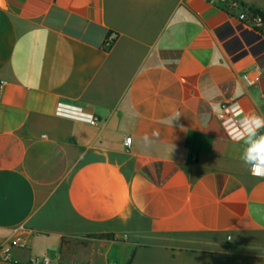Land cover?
<instances>
[{
  "label": "crops",
  "instance_id": "1",
  "mask_svg": "<svg viewBox=\"0 0 264 264\" xmlns=\"http://www.w3.org/2000/svg\"><path fill=\"white\" fill-rule=\"evenodd\" d=\"M253 11L0 0V264H264V177L217 119L233 101L264 117Z\"/></svg>",
  "mask_w": 264,
  "mask_h": 264
},
{
  "label": "built area",
  "instance_id": "2",
  "mask_svg": "<svg viewBox=\"0 0 264 264\" xmlns=\"http://www.w3.org/2000/svg\"><path fill=\"white\" fill-rule=\"evenodd\" d=\"M241 19L245 21L243 28L247 31H254L256 28L264 26V18L256 15L251 18H247L246 15H241ZM249 85H255V81L252 80L249 75L245 76ZM58 114L66 117H70L76 120L86 122L91 125H97L101 119L95 113L83 108V107H67L60 106L58 108ZM248 116L239 101H233L226 103L220 107L217 112V119L223 127L227 137L233 141H242L248 136L247 126L242 127L243 118ZM126 144L131 147V138H126ZM32 264H51L49 259H37Z\"/></svg>",
  "mask_w": 264,
  "mask_h": 264
},
{
  "label": "clouds",
  "instance_id": "3",
  "mask_svg": "<svg viewBox=\"0 0 264 264\" xmlns=\"http://www.w3.org/2000/svg\"><path fill=\"white\" fill-rule=\"evenodd\" d=\"M243 126L248 129V136L245 138L248 147L241 159L250 165L253 176L264 177V134L260 133V129L264 128V117L255 114L246 116L242 121Z\"/></svg>",
  "mask_w": 264,
  "mask_h": 264
},
{
  "label": "trees",
  "instance_id": "4",
  "mask_svg": "<svg viewBox=\"0 0 264 264\" xmlns=\"http://www.w3.org/2000/svg\"><path fill=\"white\" fill-rule=\"evenodd\" d=\"M256 15L262 16L264 18V12H262V11H253L252 16H256ZM96 238L112 240V239H114V236H112V235H97ZM129 264H131V262Z\"/></svg>",
  "mask_w": 264,
  "mask_h": 264
}]
</instances>
